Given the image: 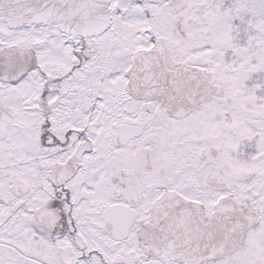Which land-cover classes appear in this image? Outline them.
I'll use <instances>...</instances> for the list:
<instances>
[{"label": "snow or ice", "instance_id": "obj_1", "mask_svg": "<svg viewBox=\"0 0 264 264\" xmlns=\"http://www.w3.org/2000/svg\"><path fill=\"white\" fill-rule=\"evenodd\" d=\"M0 264H264V0H0Z\"/></svg>", "mask_w": 264, "mask_h": 264}]
</instances>
